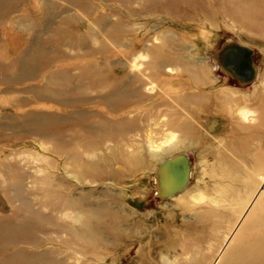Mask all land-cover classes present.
Returning <instances> with one entry per match:
<instances>
[{
  "label": "rangeland",
  "instance_id": "374dc122",
  "mask_svg": "<svg viewBox=\"0 0 264 264\" xmlns=\"http://www.w3.org/2000/svg\"><path fill=\"white\" fill-rule=\"evenodd\" d=\"M246 1L1 0L0 19L6 18L0 45L28 44L19 52L0 50V246L8 252H46L55 264L189 262L192 255L183 250L196 246L197 251L212 233V221L195 228L200 222L195 216L216 207L218 194L212 190L222 175L221 161H250L256 152L264 157V37L258 31L264 28V0L249 8V16L232 14L238 8L244 13ZM15 2L14 10L7 8ZM85 5L89 10L81 12ZM113 14L124 16V26L104 40L106 24L95 16ZM71 25L75 29L69 30ZM167 42L161 60L176 57L197 65L203 85L191 84L182 68L171 64L170 72L146 80L150 91L140 88L134 78L150 75L152 58L134 59ZM226 43L253 52L252 83L239 85L214 68L213 56ZM121 80L126 97L118 100L112 86ZM223 90L246 100L253 121L238 120L233 106L232 115L229 107L218 106ZM192 94L201 100L186 104L190 133L174 130L172 144L152 155L148 139L160 143L169 133L161 132L170 113L164 100ZM124 101L140 108L117 112ZM180 149L189 151L187 189L199 186L203 191L195 194L204 200L151 199L156 162ZM66 202L78 209L65 208ZM82 210L96 215L90 220L102 231L97 242L84 244L74 235L83 227L69 215L81 216ZM199 251L200 258L210 254L207 244Z\"/></svg>",
  "mask_w": 264,
  "mask_h": 264
},
{
  "label": "bare ground",
  "instance_id": "6f19581e",
  "mask_svg": "<svg viewBox=\"0 0 264 264\" xmlns=\"http://www.w3.org/2000/svg\"><path fill=\"white\" fill-rule=\"evenodd\" d=\"M9 1L14 2V0ZM125 1L129 2V0ZM255 4H257V0H248V2L246 1V5H249V7H247V9H242L244 13L239 12L241 11V8H238L239 11H232V14L246 15V13H248L249 11V8H253ZM18 5L19 2L11 3L7 6V8H11V10H14L13 8ZM86 9H88L86 5L84 7L81 6L80 11H86ZM228 10L229 9H222L224 13H228ZM95 17L97 18L98 23L106 24L104 27V30L106 29V34L103 37L104 40L108 38V36H110L113 32H116V34L119 33L122 30V27L124 26V16L121 15L113 14ZM111 18H115V20L113 22L114 24L112 23L110 26L109 23ZM255 21L256 20L253 17H249L248 22ZM258 31H260V33H262L264 37V28H261ZM154 40L156 39L154 38L152 43H154ZM166 45L168 46L170 45V43L167 42V44L165 43L161 46H153L137 54V58L134 59L135 61L137 59L143 60L144 58H146V56L152 58V62L148 64L147 67V70L149 71L150 75L146 77L144 76L145 74H139L136 75V78H134L137 80L139 86H141L140 88L147 87L145 90L150 91L148 86H151V84L146 80L150 76H154L162 70H167V72H170L171 69L169 68V66H171V64L179 65L182 68L181 70L183 74L188 78L191 84L203 85L204 79L200 74L197 65H193L194 67H191L188 65V63H185L180 58L176 57L172 59L170 58V62L169 60H161V56H163L167 50ZM137 66L138 65H136V67ZM214 68L223 71L222 68L218 65V63H216V67ZM223 80L224 84H227V79ZM123 81H118L112 86V88L116 89V92H114V96H119L118 100L126 97L125 94L119 90L120 85L123 84ZM225 88L232 90V88L230 87ZM220 92L223 94V96L222 98H219L217 100V104L224 110H226V107H229V109L226 110L228 112V115H232V109L234 108V112L236 113L238 120L244 123H249L253 121V112L246 107V100L243 99L242 102L241 99L233 97L232 94L235 93L226 90ZM200 100L201 97L197 96L196 94H192L191 96H175L170 97L168 100L167 98L164 100L163 105L168 107L170 113L169 115L166 114L168 120L162 125L161 132L168 131L169 133H167V135L165 134V138L160 143H157L152 139H148L147 142L149 144V150L151 151L152 155H155V153L160 150L163 145L172 144L175 139V133L173 132L174 130H178L182 134L190 133V126L185 123L186 118L183 113L185 111L186 104L192 103L195 105H199ZM130 107H134L135 109L140 108V106H134L128 103L127 101H124L122 102L121 107H118L117 112L125 114L129 111ZM183 116L185 119H183ZM120 126L125 127L124 125ZM238 127L242 130L249 129V127L245 125H240ZM180 154L186 155L189 158V151H187L186 149H180L169 155L167 158H163L156 162V166L153 169L154 176H151V180L155 187L154 195L151 199L162 200V191L160 186L162 184L157 174L158 168L165 160ZM249 158L250 161L245 159L243 161L234 162V164H232V162L228 163L223 160L221 161L223 166L222 175L220 176V178H217V180H214V188L212 190L213 192H216L218 194V199L216 201H213V206L216 207H208V211L204 215L197 214L195 216V220H199L201 222L200 223L198 221L199 223H196L194 225L195 228L202 226L201 224H203L204 221L208 219L212 221L211 236L208 240H202L203 242L201 241V243L197 244V251L196 246L192 248L187 247L186 250H183V252H190V254L192 255V257L190 256V261L185 264H264V157H262L260 153L256 152L255 154H250ZM140 164H142V160H139L136 163V165L138 166ZM191 177L192 172L190 166L189 181ZM189 181L183 190L169 198H182V196L186 195L191 196L192 198H194L195 201H203L204 199L202 197V194H195V192L203 191L201 190L202 188L200 189L199 186H193L194 188L189 187L187 189L190 184ZM148 203L150 202L147 200V204ZM59 207L60 205H58V208ZM65 208H69V210L78 209L76 204L71 205L69 202H66ZM82 212L83 213L81 214V216L77 217H72L69 215V219L71 218L70 220H72L74 223H80V225L83 227V230L77 231V228H75L73 231H76L74 235L78 236L82 242H85L84 244H86L87 242H97V240L102 237V231L100 229L99 224L90 220L94 218V213H90V215L88 216V211L82 210ZM234 235L235 237H233ZM204 244H207L210 254L208 256H201L200 258L198 254H200L201 251L199 250L200 247H204ZM5 249L8 250L7 247H4L2 245L0 246V255H2L0 259V264H55V260L46 252L39 254H31L26 251L18 252L17 250V252H8ZM80 249L83 252L85 250L84 247H80ZM187 255L189 254L187 253Z\"/></svg>",
  "mask_w": 264,
  "mask_h": 264
},
{
  "label": "water",
  "instance_id": "95a60500",
  "mask_svg": "<svg viewBox=\"0 0 264 264\" xmlns=\"http://www.w3.org/2000/svg\"><path fill=\"white\" fill-rule=\"evenodd\" d=\"M253 52L239 44L226 43L213 56L215 63L239 85L250 84L257 74ZM161 181V198L167 199L179 193L190 178V162L186 155H177L165 160L157 170Z\"/></svg>",
  "mask_w": 264,
  "mask_h": 264
},
{
  "label": "crops",
  "instance_id": "0c3cea01",
  "mask_svg": "<svg viewBox=\"0 0 264 264\" xmlns=\"http://www.w3.org/2000/svg\"><path fill=\"white\" fill-rule=\"evenodd\" d=\"M8 17V16H7ZM4 18H6V17H4ZM3 18V19H4ZM3 19H0V23L3 21ZM25 20H26V18H24ZM28 19V18H27ZM25 20H22V18L19 20L20 22H25ZM27 21V20H26ZM74 22V21H73ZM58 27H61V26H58ZM58 27H55L54 28V30L56 29V28H58ZM62 27H65L66 28V26H62ZM70 28H73V29H75V26L74 25H71L70 26ZM69 28V29H70ZM54 32V31H53ZM43 42H45L44 40L42 41V43ZM26 43L28 44V42H26L25 40H23V42L22 43H20V44H11V43H7V42H5V44L4 45H0V50L1 49H3L5 46L7 47L6 49H9V50H16V49H19V50H17L18 52L19 51H21L22 49H23V46L24 45H26ZM16 51V52H17Z\"/></svg>",
  "mask_w": 264,
  "mask_h": 264
}]
</instances>
